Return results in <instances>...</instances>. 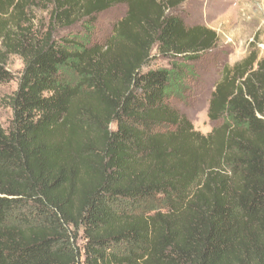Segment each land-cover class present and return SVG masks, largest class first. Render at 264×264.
<instances>
[{"label": "trees", "instance_id": "obj_1", "mask_svg": "<svg viewBox=\"0 0 264 264\" xmlns=\"http://www.w3.org/2000/svg\"><path fill=\"white\" fill-rule=\"evenodd\" d=\"M187 1L0 0V86L24 65L0 124V264H264V57L223 65L215 128L194 132L172 99L219 39L186 26ZM117 7L101 43L56 33Z\"/></svg>", "mask_w": 264, "mask_h": 264}, {"label": "rangeland", "instance_id": "obj_2", "mask_svg": "<svg viewBox=\"0 0 264 264\" xmlns=\"http://www.w3.org/2000/svg\"><path fill=\"white\" fill-rule=\"evenodd\" d=\"M127 10L117 7L99 16L94 24L76 25L68 30L57 29L59 37H71L91 29L90 36L94 42H103L111 37L113 26L125 18ZM186 26H202L215 31L218 35V46L215 51L202 56L191 64L193 77H187L186 87L172 99V104L183 112L192 124L193 131L203 136L211 134L215 128L209 119L210 100L214 84L220 79L223 65L230 66L242 61L251 49L257 50L264 57V0H188L177 12ZM38 20L48 24L46 13H37ZM38 25L39 22L36 21ZM156 56V53H154ZM168 61L156 57L153 68H164ZM8 70L15 76V81L6 86H0V124L8 128L13 113L7 104L8 97L16 91L18 79L24 69L23 62L18 57H11ZM153 133L170 132L166 126H154ZM164 211V198L146 202L134 208L139 214H149ZM78 246L84 247L86 240L83 232H77Z\"/></svg>", "mask_w": 264, "mask_h": 264}]
</instances>
